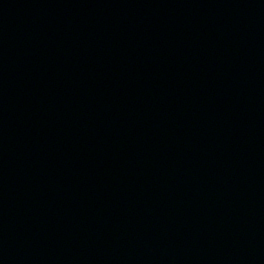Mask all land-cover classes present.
I'll return each mask as SVG.
<instances>
[{"label":"water","instance_id":"water-1","mask_svg":"<svg viewBox=\"0 0 264 264\" xmlns=\"http://www.w3.org/2000/svg\"><path fill=\"white\" fill-rule=\"evenodd\" d=\"M0 264H264V0H0Z\"/></svg>","mask_w":264,"mask_h":264}]
</instances>
